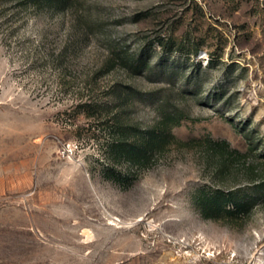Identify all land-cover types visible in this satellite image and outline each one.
<instances>
[{
    "label": "rangeland",
    "instance_id": "rangeland-1",
    "mask_svg": "<svg viewBox=\"0 0 264 264\" xmlns=\"http://www.w3.org/2000/svg\"><path fill=\"white\" fill-rule=\"evenodd\" d=\"M165 123L147 165L112 156ZM206 138L264 162V0H0V264H264L263 198L194 206Z\"/></svg>",
    "mask_w": 264,
    "mask_h": 264
},
{
    "label": "trees",
    "instance_id": "trees-1",
    "mask_svg": "<svg viewBox=\"0 0 264 264\" xmlns=\"http://www.w3.org/2000/svg\"><path fill=\"white\" fill-rule=\"evenodd\" d=\"M10 1H24L37 7L46 6L58 11V8L63 7L69 0ZM160 45L163 49L169 47V52L178 51L164 40L160 41ZM120 62L125 66L129 64V60L125 58H121ZM129 65L130 69H137V73L146 67L142 57ZM170 137L168 124L165 123L160 129L149 131L147 136L138 138L135 143H128L125 139L115 143L116 146L111 147L112 156L116 161H128L131 165L143 167L149 163L155 151L166 145ZM202 144L206 167L217 185L201 187L193 194L195 208L203 218L215 221L246 218L255 202L264 199V162L257 160L262 155L250 153L254 157V160H250L248 153L233 149L224 140L206 138ZM255 146H251V152Z\"/></svg>",
    "mask_w": 264,
    "mask_h": 264
},
{
    "label": "built area",
    "instance_id": "built-area-1",
    "mask_svg": "<svg viewBox=\"0 0 264 264\" xmlns=\"http://www.w3.org/2000/svg\"><path fill=\"white\" fill-rule=\"evenodd\" d=\"M213 257L211 254L207 253L205 256H194L191 254L186 253L184 260L181 264H204L207 259H211Z\"/></svg>",
    "mask_w": 264,
    "mask_h": 264
}]
</instances>
